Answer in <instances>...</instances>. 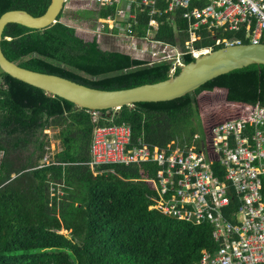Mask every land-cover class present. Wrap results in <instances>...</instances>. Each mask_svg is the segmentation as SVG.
<instances>
[{
	"label": "trees",
	"instance_id": "1",
	"mask_svg": "<svg viewBox=\"0 0 264 264\" xmlns=\"http://www.w3.org/2000/svg\"><path fill=\"white\" fill-rule=\"evenodd\" d=\"M50 3L0 0V17L12 10L38 17ZM92 13L106 18L114 10ZM62 16L63 12L46 30L9 24L0 44L4 55L21 68L105 90L170 77L171 62L102 51L95 39L87 42L75 28L62 23ZM157 20L156 41L183 48L187 25L180 14ZM148 23V17L140 18L134 28L137 39L147 36ZM217 37L249 43L243 27L219 31ZM194 47L214 51L223 45L215 46L202 30ZM192 61L191 56H182L184 64ZM215 90L227 91L230 103L264 106V66L233 71L173 100L102 110L97 125H129L132 146L145 143L165 148L173 140L190 145L194 125H187L199 118L197 96ZM95 126L87 109L0 70V264H200L202 250L215 252L217 244L207 224L195 226L149 209L157 196L149 183L140 180L147 165L90 170ZM50 129H58L59 151L53 161L41 165L49 153L43 132ZM217 168L214 172L222 178ZM151 169L149 176L154 177ZM54 183L64 187L51 196L49 186Z\"/></svg>",
	"mask_w": 264,
	"mask_h": 264
},
{
	"label": "built area",
	"instance_id": "2",
	"mask_svg": "<svg viewBox=\"0 0 264 264\" xmlns=\"http://www.w3.org/2000/svg\"><path fill=\"white\" fill-rule=\"evenodd\" d=\"M79 1L86 4L84 10L115 11L96 20V38L108 34L127 39L133 46L144 45L141 53L153 55L149 61L171 62L170 76L183 66L182 56L197 58L212 51L211 47H194L202 30L215 46L243 45L241 40L217 37L219 31L241 27L248 44H264V0H66L65 8ZM175 13L187 25L183 48L155 39L157 19ZM142 16L149 18L147 36L136 39L134 28ZM226 106L229 116L203 127V136L194 134L190 145L173 141L165 148L132 146L130 126L97 125L99 112H91L96 126L90 166L156 164V177L142 179L156 192L150 210L212 229L217 249L202 250L200 264H264V106L227 100ZM43 163H48L47 158ZM214 167L220 169L222 178Z\"/></svg>",
	"mask_w": 264,
	"mask_h": 264
},
{
	"label": "water",
	"instance_id": "3",
	"mask_svg": "<svg viewBox=\"0 0 264 264\" xmlns=\"http://www.w3.org/2000/svg\"><path fill=\"white\" fill-rule=\"evenodd\" d=\"M66 0H51L47 11L35 17L23 10L8 11L0 17V44L9 24L33 30H46L58 22ZM251 65L264 66V44L222 47L184 64L165 80L130 88L105 90L68 80L56 75L27 70L10 62L0 46V70L34 88L71 101L80 108L95 110L120 109L138 102L168 101L182 97L211 80ZM227 93V91H226ZM15 176H13L14 178Z\"/></svg>",
	"mask_w": 264,
	"mask_h": 264
},
{
	"label": "rangeland",
	"instance_id": "4",
	"mask_svg": "<svg viewBox=\"0 0 264 264\" xmlns=\"http://www.w3.org/2000/svg\"><path fill=\"white\" fill-rule=\"evenodd\" d=\"M85 6L86 4L82 1L72 2L71 4V8H74L76 10L78 8H85ZM76 10H74V12L77 16L80 13V16L85 17V14L81 13L80 9H78L77 11ZM86 15L88 14L86 13ZM82 27L83 25L80 26V28ZM109 38L111 37L106 36L102 39H99L100 47L102 49H108L113 51L118 50L122 51L123 53L130 52L133 57L137 58H153L152 53L150 54V56L139 55V52L144 50V46L140 43H137L133 46L128 41L121 42L118 39ZM197 102L199 108V118L194 119V121L190 122L187 126L193 127L194 125V132L201 136H203L202 125L207 127L212 123L225 119L230 114V107L226 106V92L224 90H215L214 92L202 91L197 96ZM57 132L58 129H50L43 132V134H45L46 136L45 140L49 142L50 151L48 157L50 159H52L53 155L57 151H59V141L55 139V135L57 134Z\"/></svg>",
	"mask_w": 264,
	"mask_h": 264
},
{
	"label": "crops",
	"instance_id": "5",
	"mask_svg": "<svg viewBox=\"0 0 264 264\" xmlns=\"http://www.w3.org/2000/svg\"><path fill=\"white\" fill-rule=\"evenodd\" d=\"M78 9H80V11H81V13H83V14H85V17H82V16H80V13L78 14V16L75 14V12H74V10H76V9H74V8H65L64 9V11H63V16H62V18H61V22L62 23H64V24H66V25H68V26H70V27H73V28H75V30H76V33H77V35L79 36V37H81L82 39H84L85 41H87V42H91V41H93L94 39L96 40V42L98 43V46H99V48L102 50V51H110V52H122V51H118V50H108V49H102L101 47H100V43H99V39L98 38H96L95 37V35H94V33L93 32H95V30L97 29V27H96V20L98 19V18H96V15H94L93 16V13L91 12V11H89V10H84V9H82V8H78ZM77 9V10H78ZM76 10V11H77ZM115 12V11H114ZM86 13L88 14V15H86ZM78 17V18H77ZM81 25H83V27L82 28H80V26ZM106 36H108V37H110L108 34H102V36H101V38L100 39H102L103 37H106ZM136 38V37H135ZM109 39H118L119 41H121V42H124V41H127V39H124V38H115V37H111V38H109ZM137 39V38H136ZM130 51V50H129ZM123 53V52H122ZM125 54H128V55H131V53L130 52H126ZM132 56V55H131ZM133 57V56H132ZM225 91V90H224ZM88 110V109H87ZM88 112H89V110H88ZM90 113V112H89ZM91 115V114H90ZM110 124H114V123H110ZM116 125H124V124H116ZM129 126V125H128ZM203 127H205V126H203L202 125V129H203ZM195 134H197V133H195ZM173 141H178V140H173ZM172 141V142H173ZM179 142V141H178ZM143 144H145V143H140L139 145H143ZM138 145V146H139ZM53 148V147H52ZM50 151V150H49ZM49 153H45L44 154V157L42 158V160H41V162H40V164L41 165H43V160H44V158H48V161L50 162L52 159H50L49 157ZM90 158H91V155H90ZM53 161V160H52ZM48 164V163H47ZM134 165H136V166H139V167H141L142 165H147L149 168L148 169H146V173H142L141 175V178L142 179H150V180H152V179H154L155 177H156V174H157V170H158V167H157V165L156 164H153V163H142V164H134ZM151 167H153L154 168V170H155V175H154V177H150L149 175H150V173H151ZM91 170V169H90ZM92 171V170H91ZM93 174H94V172H93ZM95 175V174H94ZM54 188V190L53 191H51L50 189L51 188ZM61 187H64V185L63 184H57V183H54V184H52L51 186H49V191H50V195L51 196H53V195H55V193L56 194H59V189L61 188ZM153 188V187H152ZM154 189V188H153ZM235 199H236V197H235ZM234 199V200H235ZM236 201V200H235ZM235 201L233 202V206L235 205L236 206V203H235ZM209 226V225H208ZM210 227V226H209ZM211 228V227H210ZM211 237H212V229H211ZM206 250V249H205ZM208 251V250H207Z\"/></svg>",
	"mask_w": 264,
	"mask_h": 264
},
{
	"label": "clouds",
	"instance_id": "6",
	"mask_svg": "<svg viewBox=\"0 0 264 264\" xmlns=\"http://www.w3.org/2000/svg\"><path fill=\"white\" fill-rule=\"evenodd\" d=\"M144 46V45H143ZM144 48H145V46H144ZM144 51V50H143ZM150 54H151V52H144V53H141V52H139V55H142V56H150ZM135 58H137V57H135ZM198 58V57H197ZM139 59H144V60H148L149 61V59L148 58H139ZM193 59H195V58H193ZM183 65H184V63H183ZM171 67V66H170ZM181 68V67H180ZM180 68H178L177 70H179ZM170 69V68H169ZM176 70V71H177ZM176 71H175V73H176ZM174 75V74H173ZM115 110H118V109H115ZM89 112H90V110H89ZM95 112H99V110H95ZM90 114H91V112H90ZM100 115V114H99ZM98 121H99V119H98ZM126 125V124H125ZM47 160H48V158H47ZM90 162L91 161H89V163H88V165H89V167H90V169L92 170V171H94V169H96V168H91V166H90ZM48 163H49V161H48ZM45 163H43V165H44ZM102 166H109V165H102ZM101 167V166H100ZM94 174L96 175V173L94 172ZM140 180H142V179H140ZM144 182H146L145 180H143ZM150 209V208H149Z\"/></svg>",
	"mask_w": 264,
	"mask_h": 264
}]
</instances>
